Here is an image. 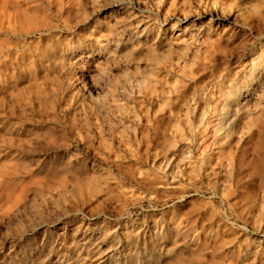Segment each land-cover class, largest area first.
Returning a JSON list of instances; mask_svg holds the SVG:
<instances>
[{"label": "rangeland", "instance_id": "1", "mask_svg": "<svg viewBox=\"0 0 264 264\" xmlns=\"http://www.w3.org/2000/svg\"><path fill=\"white\" fill-rule=\"evenodd\" d=\"M0 264H264V0H0Z\"/></svg>", "mask_w": 264, "mask_h": 264}]
</instances>
